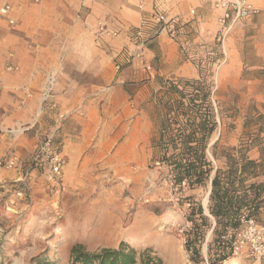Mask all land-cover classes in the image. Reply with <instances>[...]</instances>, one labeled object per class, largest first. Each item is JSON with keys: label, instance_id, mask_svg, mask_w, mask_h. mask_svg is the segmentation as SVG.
Segmentation results:
<instances>
[{"label": "rangeland", "instance_id": "374dc122", "mask_svg": "<svg viewBox=\"0 0 264 264\" xmlns=\"http://www.w3.org/2000/svg\"><path fill=\"white\" fill-rule=\"evenodd\" d=\"M260 25L257 18L240 22L226 38V54L218 52L223 59L220 65H214L208 56L197 59L200 51L195 50L199 46L193 40L190 41L193 47L187 50L179 44L182 56L190 60L197 74H171L158 81L148 106L154 122L150 157L143 163L137 160L104 162L87 171H68L64 140L72 114L59 109L55 99L56 74L48 72L43 84V106L36 121L2 126L11 132L2 133L0 140L5 134H11L14 144L0 155V264H70L75 244L94 252L104 247H118L121 242L135 247L145 258L154 257L160 264H210V257L216 259L218 253L209 248L214 226H207L202 235L195 227L196 223H202L199 205L211 218L208 209L211 181L194 189L186 181L176 184L166 151L158 142L164 123L168 121L176 128L186 122L190 113L204 111L203 105L193 106L190 97L198 93L197 103L201 105V97L208 93L210 108L218 122L209 147L221 138L216 149L218 159L208 149L215 169L228 167L225 151L229 148L247 147L250 157L251 150L258 147L264 155V56L260 49L264 33ZM155 30L156 27L149 30L150 40L156 36ZM130 39L134 46L132 32ZM3 41L0 33V48ZM207 44L217 48L220 43L215 39ZM28 45L36 47L37 43L32 40ZM14 57L13 51L7 53L4 70L8 73L20 71L8 69ZM149 62L152 67V61ZM49 76L54 78L52 84L48 82ZM198 84L203 90L196 89ZM22 90L24 96L20 97L18 106L23 107L34 91L28 86ZM27 91L32 95L27 96ZM31 131L27 153L23 151L26 145L19 138ZM257 134L260 140L251 142ZM50 138V145L45 147ZM54 153L65 161L59 177H52ZM12 157L17 162L10 168L5 163ZM258 162L260 175L250 178L249 182L256 179L264 183V157ZM262 198L260 210L252 216L264 224V190ZM212 222L215 224V220ZM218 264H264V260L233 256L229 252Z\"/></svg>", "mask_w": 264, "mask_h": 264}, {"label": "crops", "instance_id": "0c3cea01", "mask_svg": "<svg viewBox=\"0 0 264 264\" xmlns=\"http://www.w3.org/2000/svg\"><path fill=\"white\" fill-rule=\"evenodd\" d=\"M10 1L17 7L16 28L12 30L0 18L4 37L0 48L2 126L35 122L43 106L44 78L48 72L56 74L55 99L61 111L72 114L64 140L66 167L72 173L104 162L148 161L154 129L148 106L158 81L171 74H197L190 60L182 56L179 44L193 40L199 46L195 51H200L196 58L208 56L214 65H218L219 50L222 52L220 44L217 48L207 44L216 39L218 30L219 11L211 0H145L142 10L137 7L138 0ZM253 3L261 11L238 20L229 34L240 22L251 18L261 22L264 33V0ZM156 10L179 19L180 36L172 37L167 29L160 30L145 50L152 61V69H146L140 58L131 56L134 46L130 37L143 15L149 17ZM100 22L120 29V33H99ZM32 40L36 47L28 45ZM260 49L264 56V39ZM78 50L83 53H76ZM9 51L15 53L12 61L20 67L19 72L4 70ZM117 63L122 64L121 70H117ZM27 86L34 96L23 107L18 106L24 96L22 88ZM32 135L33 131L19 138L26 145L24 152H30ZM12 136L1 138L0 155L14 144ZM250 154L257 161L264 157L258 147Z\"/></svg>", "mask_w": 264, "mask_h": 264}, {"label": "trees", "instance_id": "16d2710c", "mask_svg": "<svg viewBox=\"0 0 264 264\" xmlns=\"http://www.w3.org/2000/svg\"><path fill=\"white\" fill-rule=\"evenodd\" d=\"M196 89L203 90V87L198 84ZM177 91L181 93V90L177 89ZM198 98L199 94L196 93L190 97V101L195 107L203 105L204 111L197 110L195 114L192 113L193 115L190 113L186 122L179 124L176 128L172 127L168 121L164 123L163 134L158 145L166 151L165 157L172 169L176 184L181 185L183 181H186L189 188L194 189L206 186L211 181L208 209L215 224L209 216L204 214L203 207L199 205L198 216L202 223L200 225L196 223L195 227L196 232L202 235L207 226L210 228L214 226L213 240L209 243V248L219 256L216 259L210 257V264H218L230 250V243L223 236L229 230L240 228L241 218L244 215H254L260 210L264 183L249 182L250 178L260 175V163L247 155V147L239 150L227 149L225 156L228 160V167L215 169L208 149H211L214 159H218L216 149L221 138L209 147L210 138L218 122L213 109L210 108L208 93H204L201 97V105L197 103ZM191 110H194L192 106L189 107V111ZM257 140H260L259 134L251 142ZM213 171L215 173L212 176ZM140 262L160 264V261L156 262L154 257L148 255L145 258L135 247L125 242H121L115 248L104 247L94 252L86 250L81 244H75L71 249L70 264H138Z\"/></svg>", "mask_w": 264, "mask_h": 264}, {"label": "built area", "instance_id": "2783aa9c", "mask_svg": "<svg viewBox=\"0 0 264 264\" xmlns=\"http://www.w3.org/2000/svg\"><path fill=\"white\" fill-rule=\"evenodd\" d=\"M214 8L219 11L217 18L218 30L216 39L220 43L221 51L223 55L226 54V38L232 29L233 25L240 19L249 18L261 11V8L253 3V0H211ZM145 0H138V6L143 9ZM16 6L10 0H5L0 8V17L5 19L11 28H16L17 19L14 15ZM194 12V11H193ZM180 21L176 16H169L165 11L156 10L150 17H143L141 23L132 29L134 52L132 57H138L142 60L147 69H151V64L145 57V50L151 41L149 30L151 27H156L154 35L160 30L167 29L172 37H177L180 34ZM98 31L101 34L110 36H117L120 33V29L110 28L107 24L100 22L98 25ZM183 49L187 50L193 47L192 42H183ZM213 53V51H209ZM130 56L128 57V59ZM218 65L223 63V59L218 57L216 59ZM117 70L122 68L121 63L116 64ZM9 70H19L20 67L17 64H9ZM48 82L52 84L54 78L48 77ZM32 93L27 91V96H31ZM11 132L9 129H4L0 123V135L2 133ZM51 138L46 142L45 147L50 145ZM16 158H10L5 165L7 167H13L16 165ZM52 162V177H59L63 170L65 161L63 157L54 153L51 158ZM2 162L0 161V164ZM223 238L230 243V254L247 255L259 260H264V224L259 222L252 215H244L241 218V227L237 230H229Z\"/></svg>", "mask_w": 264, "mask_h": 264}, {"label": "water", "instance_id": "95a60500", "mask_svg": "<svg viewBox=\"0 0 264 264\" xmlns=\"http://www.w3.org/2000/svg\"><path fill=\"white\" fill-rule=\"evenodd\" d=\"M209 197V196H208Z\"/></svg>", "mask_w": 264, "mask_h": 264}]
</instances>
